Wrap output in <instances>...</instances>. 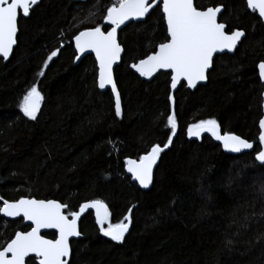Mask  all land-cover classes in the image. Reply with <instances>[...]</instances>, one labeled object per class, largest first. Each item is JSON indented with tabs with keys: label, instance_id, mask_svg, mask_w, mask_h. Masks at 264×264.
Segmentation results:
<instances>
[{
	"label": "trees",
	"instance_id": "1",
	"mask_svg": "<svg viewBox=\"0 0 264 264\" xmlns=\"http://www.w3.org/2000/svg\"><path fill=\"white\" fill-rule=\"evenodd\" d=\"M196 3L223 6L219 21L227 30L245 31L246 38L236 53L215 61L206 85L194 91L179 87L174 106L167 74L147 83L129 69L163 39L159 14L119 33L127 50L114 72L122 117L115 116L111 93L97 88L94 59L75 64L74 36L103 25L112 0H42L30 18L19 19L13 56L0 59V206L3 200L55 199L78 210L100 199L112 223L132 208L123 244L102 236L92 215H85L83 236L72 244L73 264H264V167L254 158L260 150L263 86L257 65L264 62V25L242 0ZM60 44L61 54L40 77ZM33 84L45 97L37 121L18 107ZM173 108L177 134L161 154L151 189L142 191L126 175L124 161L167 143ZM210 118L221 134L246 139L256 150L234 155L209 135L188 138L189 125ZM28 229L22 220L0 216V245ZM226 239L234 240L231 250Z\"/></svg>",
	"mask_w": 264,
	"mask_h": 264
},
{
	"label": "snow or ice",
	"instance_id": "2",
	"mask_svg": "<svg viewBox=\"0 0 264 264\" xmlns=\"http://www.w3.org/2000/svg\"><path fill=\"white\" fill-rule=\"evenodd\" d=\"M246 2L247 7L252 12L258 11L259 18L264 20V0ZM38 3L39 0H0V58L3 61H8L13 56L14 48L18 45L19 19L30 18ZM222 8L223 6L200 8L196 0H114L106 8L103 25L79 31L74 36V59L79 61L85 54L94 53L98 65V88H110L115 97V116L122 117V98L113 75L114 65L122 62L127 51L119 38V33L124 30L122 26L129 25V22L147 24L153 16L159 14L160 20L166 25L163 39L152 54L141 56L129 67L140 77L149 80L158 73L167 74L171 90L185 85L189 89H197L198 85L209 79L215 61L236 53L238 46L246 38L243 30L226 31V24L219 22L222 19ZM63 48L64 44H60L51 51L38 71L40 77L45 75L49 62L58 57ZM258 71L260 80L264 81V62L258 64ZM44 99L39 87L33 84L20 100L19 111L28 120L37 121ZM169 100L174 106V98L169 96ZM167 127L171 130L167 143L163 146L154 144L137 159L124 161L131 180L137 182L142 189H148L154 183V168L177 134L178 121L174 108L172 114L167 116ZM259 129L261 131L257 147L264 148V118L259 121ZM186 131L190 139H200L207 133L230 153L256 150L246 139L233 134H221V126L216 119L193 123ZM254 158L264 167V150L257 151ZM260 192L264 195V185ZM89 209L95 210L96 224L101 235L115 244L125 243L126 236L130 234L132 208L121 222L112 223L109 208L100 199L83 203L78 211L70 204L55 199L21 198L14 202L3 200L0 214L29 222L30 230L16 231L14 238L0 245V264H73L72 244L83 236L78 222ZM244 219L247 220L248 217L245 216ZM43 230H54L53 238H45ZM239 235V232L234 234ZM224 244L231 250L234 240L226 239Z\"/></svg>",
	"mask_w": 264,
	"mask_h": 264
},
{
	"label": "water",
	"instance_id": "3",
	"mask_svg": "<svg viewBox=\"0 0 264 264\" xmlns=\"http://www.w3.org/2000/svg\"><path fill=\"white\" fill-rule=\"evenodd\" d=\"M41 1L42 0H39V3L36 5V6H34V8H36L40 3H41ZM74 2H78V3H86L88 0H73ZM245 2H246V0H244ZM246 4H247V2H246ZM248 8V7H247ZM249 9V8H248ZM250 11H252L251 9H249ZM222 12H223V9H222ZM257 13V15H258V17H259V14H258V11L256 12ZM22 15V14H21ZM221 15V14H220ZM25 19H27V18H25ZM218 19H219V17H218ZM263 22H264V20H262ZM132 23H134V24H136V22H129V25L130 24H132ZM128 25H126V26H122V28L124 29L125 27H127ZM166 26V25H165ZM72 44H73V48H74V51H75V46H74V38H73V40H72ZM16 48V47H15ZM14 48V49H15ZM76 53V52H75ZM234 53H230V54H228V55H233ZM85 57H92L93 59H94V61H95V55H94V53H87V54H85V56L84 57H82L79 61H76L75 60V64L77 65V64H79ZM11 58V57H10ZM10 58H9V60H10ZM0 59H2V58H0ZM8 60V61H9ZM8 61H4V62H8ZM95 63H96V61H95ZM121 64V62L120 63H118L117 65H114V72H115V69L119 66ZM96 69H97V79H96V83H97V88H98V65H97V63H96ZM129 69L137 76V77H139L141 80H143V81H145V82H147V83H150L155 77H153L151 80H149V79H147V78H143V77H140L137 73H135L134 72V70H132L130 67H129ZM159 74V73H158ZM157 74V75H158ZM113 75H114V73H113ZM114 80H115V76H114ZM208 81V80H207ZM261 83L264 85V81H261ZM207 84V82H202L201 83V85H198V87L199 86H204V85H206ZM185 87V89H187V90H189V91H194V90H196V89H189V88H187L186 87V85L184 86ZM197 87V88H198ZM179 89V87L177 88V90ZM98 90L100 91V92H106V91H109L110 93H111V90H110V88L109 89H105V90H100L99 88H98ZM177 90H171V88H170V96H172L173 98H174V96H175V93H176V91ZM111 95H112V97H113V102H114V100H115V97H114V94H112L111 93ZM171 103H172V101H171ZM262 118H264V91H263V94H262V117H261V119ZM258 128H259V125H258ZM260 129H259V134H260ZM206 135H209V134H207V133H205L200 139H202L204 136H206ZM210 136V135H209ZM217 141V140H216ZM222 147H223V145L219 142V141H217ZM250 143H252V142H250ZM258 143H259V139H258ZM253 145H254V143H252ZM167 150V149H166ZM260 150H264V148H260ZM251 150H244L243 152H241V153H231V154H234V155H242V154H245V153H248V152H250ZM230 153V152H229ZM257 162V161H256ZM158 163H159V161H158ZM158 163H157V165H158ZM258 163V162H257ZM259 164V163H258ZM157 167V166H156ZM156 167L154 168V173H155V170H156ZM124 170H125V173H126V175L130 178V174H128L127 172H126V168H124ZM131 179V178H130ZM131 182L132 183H134V184H136V186L140 189V190H142V191H149L150 189H151V187H152V185L148 188V189H142V188H140L139 187V185H138V183L137 182H135V181H133V180H131ZM78 211V210H77ZM93 213V215H94V218H95V210L94 209H89V210H87L83 215H82V217H81V219L86 215V214H88V213ZM0 216L2 217V218H4L5 220H7V221H17V220H22L21 218H8V217H3L2 216V214H0ZM23 221V220H22ZM95 221H96V218H95ZM28 223L29 222H26V221H23V224L25 225V226H28ZM80 222H78V224H79ZM99 227V226H98ZM131 227V226H130ZM30 230V229H29ZM48 232H54V230H43L42 231V234L44 235L45 233H48ZM14 238V237H13ZM80 239V238H79ZM78 239V240H79ZM74 240H76V238H74Z\"/></svg>",
	"mask_w": 264,
	"mask_h": 264
},
{
	"label": "flooded vegetation",
	"instance_id": "4",
	"mask_svg": "<svg viewBox=\"0 0 264 264\" xmlns=\"http://www.w3.org/2000/svg\"><path fill=\"white\" fill-rule=\"evenodd\" d=\"M242 1H244V0H242ZM244 3H245V5H246V7H247V4H246V2L244 1ZM223 9V8H222ZM248 9V8H247ZM249 10V9H248ZM250 11V10H249ZM251 13H254L255 15H256V17L261 21V23L264 25V22L258 17V15H257V13L256 12H252V11H250ZM222 14V13H221ZM221 16V15H220ZM220 22V21H219ZM236 30H238V29H236ZM226 31H227V28H226ZM239 47V46H238ZM257 73H258V78H259V71H258V65H257ZM259 80H260V78H259ZM260 83H261V80H260ZM262 84V83H261ZM262 86H263V91H264V85L262 84ZM262 94H263V92H262ZM88 214H91L92 215V217H93V220H94V223H95V225L97 226V228H98V230H99V227H98V225L96 224V221H95V218H94V215H93V213H88ZM87 215V214H86ZM85 217V216H84ZM83 217V218H84ZM83 218L81 219V221L83 220ZM81 221H80V223H79V227H80V225H81ZM28 227V226H27ZM30 229V228H29ZM28 229V230H29ZM49 233H54V232H48V233H45L44 235H46V234H49ZM103 236V235H102ZM45 238H47L46 236H45Z\"/></svg>",
	"mask_w": 264,
	"mask_h": 264
},
{
	"label": "rangeland",
	"instance_id": "5",
	"mask_svg": "<svg viewBox=\"0 0 264 264\" xmlns=\"http://www.w3.org/2000/svg\"><path fill=\"white\" fill-rule=\"evenodd\" d=\"M189 138V137H188ZM190 139V138H189ZM191 139H195V138H191Z\"/></svg>",
	"mask_w": 264,
	"mask_h": 264
},
{
	"label": "built area",
	"instance_id": "6",
	"mask_svg": "<svg viewBox=\"0 0 264 264\" xmlns=\"http://www.w3.org/2000/svg\"><path fill=\"white\" fill-rule=\"evenodd\" d=\"M114 2V0H112V3Z\"/></svg>",
	"mask_w": 264,
	"mask_h": 264
}]
</instances>
